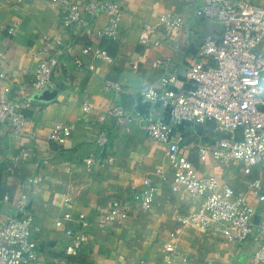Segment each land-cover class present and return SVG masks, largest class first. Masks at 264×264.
<instances>
[{
	"label": "crops",
	"instance_id": "1",
	"mask_svg": "<svg viewBox=\"0 0 264 264\" xmlns=\"http://www.w3.org/2000/svg\"><path fill=\"white\" fill-rule=\"evenodd\" d=\"M237 1L260 4L264 0ZM116 2L123 12L119 36L112 41L77 37L80 28L64 26L57 6L49 0H0L1 69L13 90L19 86L29 90L36 64L44 57L43 35L64 41L75 38L83 44L89 42L93 49H104L111 57L106 62L91 55L82 56V68H77L71 59L63 58L52 77V88L31 94V106L25 110L31 121L27 127L18 135L8 128L0 132V200L3 195L10 199V205L0 202V225L12 209L11 202L23 198L31 203L32 238L41 248L40 261L52 264L55 258L64 257V250L70 244L63 229L55 228V221L68 210L66 198L72 200L69 210L73 214L95 213L111 197L129 193L131 187L148 176L154 188L151 209L134 211L126 220L111 223L102 232H91L81 254L67 258L71 263L165 264L163 249L167 248L173 251L171 264H252L250 244L229 246L216 232L179 226L177 218L195 211L200 198L183 189L172 191L164 147L150 139L141 122L116 126L105 114L107 104L113 100L112 93L105 89V81L122 84L124 92L120 102L130 110L138 100L139 87H158L160 77L166 72L165 66H155L158 61L168 59L166 67L179 71L178 87L184 91L190 88L184 72L196 61L204 36L217 35L220 23L196 18V0ZM165 12L182 16L183 29L157 26L149 36L148 45H140L143 25L156 26ZM13 22H19V29L7 37L6 30ZM105 23L102 17L97 26ZM257 54L261 56L260 75L264 77V42ZM84 103L90 104L89 113L82 112ZM156 116L168 121L167 110L161 105L156 107ZM60 124L71 127L62 146L46 140V134ZM97 125L104 126L108 132V144L102 152L94 143ZM213 130L214 124L210 121L202 127L179 130L192 145L190 161L202 174L216 176L236 190L245 191L249 179L241 174L239 165L221 164L210 154L199 161L196 145L208 143ZM23 150L30 152L29 158L21 163L13 162V157ZM92 156H100L99 165L84 163ZM12 165L15 169L11 174L6 168ZM158 169L167 178L166 182L155 174ZM68 226L66 223L65 227ZM175 230V237H170Z\"/></svg>",
	"mask_w": 264,
	"mask_h": 264
},
{
	"label": "built area",
	"instance_id": "2",
	"mask_svg": "<svg viewBox=\"0 0 264 264\" xmlns=\"http://www.w3.org/2000/svg\"><path fill=\"white\" fill-rule=\"evenodd\" d=\"M59 11L61 22L69 29L80 28L77 37L86 40L109 39L119 36V21L122 7L116 0H49ZM187 1V0H185ZM196 18L215 20L221 25L218 34H207L194 63L184 72L190 84L187 90L178 87L179 71L158 61L155 66H165L158 87L143 85L138 88V100L126 110L120 98L122 84L105 81V89L112 93L113 100L106 106L105 114L116 126L133 121L143 124L150 139L164 147V155L171 175V189H180L200 198L197 209L177 218L180 227L189 226L198 230L220 234L229 246L250 244L252 264H264V77H261V56L254 52L264 42V1L260 4H242L237 0H196ZM106 23L97 26L100 18ZM13 22L6 30L11 37L19 29ZM157 26L180 30L184 27L182 16L171 12L160 15L156 26L144 24L139 44L147 46L149 36ZM44 57L36 64L29 90L19 86L13 90L2 67L0 52V132L10 129L20 134L31 122L25 110L30 108L32 95L49 90L52 77L63 58H69L77 68H82V56L91 55L96 60L111 61L106 50L93 49L89 42L77 39L64 41L60 37H41ZM92 69V67H88ZM32 94V95H31ZM167 110L168 121L156 116V107ZM143 108V109H141ZM91 106L82 105V112L89 113ZM214 124L208 143L196 145L200 162L206 154L221 164L234 162L243 176H249L252 168L262 166L261 177L249 179L246 190H236L231 184L216 176L202 174L189 159L192 145L187 143L182 128ZM71 132L67 124H60L46 134L48 142L64 145ZM94 143L100 152L108 144L107 128L97 125ZM30 152L21 151L13 162L28 159ZM100 156L84 160L87 166L100 164ZM15 167L6 168L13 173ZM163 182L167 178L160 169L155 173ZM154 200L151 178L144 177L129 193L111 197L97 212H71V198L65 199L68 208L55 221V228L63 229L70 244L64 257L55 258L52 264H73L67 258L77 257L87 245L91 232H102L111 223L129 218L134 211H149ZM8 195L0 202L10 205ZM6 220L0 225V264H43L40 261V246L32 238L34 221L31 203L22 199L11 202ZM69 223L70 226L65 227ZM177 234L175 230L170 237ZM173 251L163 249L165 264L172 263Z\"/></svg>",
	"mask_w": 264,
	"mask_h": 264
},
{
	"label": "rangeland",
	"instance_id": "3",
	"mask_svg": "<svg viewBox=\"0 0 264 264\" xmlns=\"http://www.w3.org/2000/svg\"><path fill=\"white\" fill-rule=\"evenodd\" d=\"M261 44H263V42L260 43V44H258L257 48L254 50L255 53H257L258 48H259V46H260ZM261 171H262V166H261V165H256V166H254V167L252 168V173H251L249 176H247V179H252V178L261 177ZM240 185H242L241 182H240ZM241 189H243V188H241Z\"/></svg>",
	"mask_w": 264,
	"mask_h": 264
}]
</instances>
